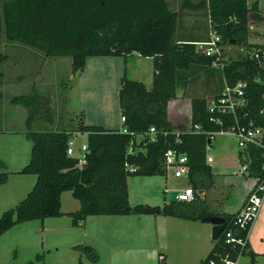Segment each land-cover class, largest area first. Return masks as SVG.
<instances>
[{
    "label": "trees",
    "instance_id": "16d2710c",
    "mask_svg": "<svg viewBox=\"0 0 264 264\" xmlns=\"http://www.w3.org/2000/svg\"><path fill=\"white\" fill-rule=\"evenodd\" d=\"M187 7H191L188 1H182L181 8ZM191 8H204L210 26L220 35V44L237 45L242 49L241 57L224 59L222 51L216 59L197 51L194 43L205 41L207 30L204 38L179 32V12L170 9L165 0L1 2L0 30L5 40L47 56H68L72 78L82 71L87 57L120 56L126 60L133 55L151 59L152 77L149 89L142 82L127 78L125 72L119 79L118 104L120 116L124 117L121 127L126 133L83 123L77 124L73 130H31V117L25 119L23 134L31 142V147L27 162L15 173L34 175L35 180L21 200L1 212L0 234L21 222L62 215L60 194L64 191H69L78 202L76 210L65 213L71 226H78L92 215L143 214L181 219L212 215L203 209L198 211L203 203L198 195L202 189L200 182L203 178L209 181L211 177L210 168L205 163L206 147L214 133L225 131L234 124V117L219 111L209 113L205 94L191 95L190 131L175 132L167 120L166 103L174 97L176 89L183 91L192 75L202 71L219 80L213 97L223 84L232 86L238 81L244 82L245 105L236 110V118L240 123L251 119L264 127V63L249 57L250 51H262L264 45L247 39L249 23H260L264 18L257 1L247 6L245 0H197ZM3 58L0 54V61ZM213 61L217 63L216 67L212 66ZM37 97V92L33 91L29 95L12 97L11 102L20 103L31 111ZM149 127L155 131L153 141L146 134ZM77 133L85 134L81 163L78 157L67 153V143ZM168 148L187 156V182L193 191V199L174 203L163 199L161 205H129L126 178L164 175L162 156ZM247 155L246 176L261 177L262 150L249 145ZM238 159L242 162L240 152ZM129 167L134 169L130 171ZM9 173L0 170V185ZM234 214H218L223 218L224 231L236 232L231 227ZM222 238L223 233L212 241L211 249L198 264H204L225 251L230 257L235 256L238 247L224 244ZM81 249L90 261H96L93 247L84 245ZM247 254L250 256L248 264H253L254 253L247 251ZM158 264H165L162 253H158Z\"/></svg>",
    "mask_w": 264,
    "mask_h": 264
},
{
    "label": "rangeland",
    "instance_id": "374dc122",
    "mask_svg": "<svg viewBox=\"0 0 264 264\" xmlns=\"http://www.w3.org/2000/svg\"><path fill=\"white\" fill-rule=\"evenodd\" d=\"M2 1L0 0V5ZM253 1H257L259 9L264 14V0H247V3ZM172 7L177 8V4L174 3ZM207 23L204 8L179 11L181 26L178 29L181 33L184 31L204 38ZM248 36L264 45V29L262 34L248 30ZM242 53L237 45L223 47L224 59H238ZM0 54L4 57L0 61L1 130L21 132L26 128L25 119L28 117H31L29 125L31 130L74 129L79 123L102 125L108 129L111 126L120 128L117 92L123 72L127 78L142 81L146 88L150 87L151 60L142 57H138V60L130 57L123 60L120 56H90L85 59L86 64L82 71L72 78L68 56H47L17 42H9L5 40L1 30ZM214 83L215 75L210 77L202 71H197L192 75V80L185 89V95L205 94L206 97H210L215 90ZM33 91L38 94L37 99L33 101L35 107L33 110H28L20 103L11 102L12 97L29 95ZM176 94L177 98H180L181 90ZM186 109L182 108L183 114L179 120H176L170 112L168 121L173 131L187 130L189 120ZM209 139L206 152L214 159L211 164L214 172L210 177L211 180L203 178L200 182L205 207L210 212L234 211L242 198L243 188L248 183L238 173L240 162L237 153L240 149L236 145L234 136L229 132H216ZM70 140L73 141V148L76 149L80 144L85 143V134L72 135ZM1 141L0 170L6 171L2 156L7 150L4 151V140ZM26 143L29 156L31 142L27 140ZM31 177L33 185L35 177L33 175ZM11 180L0 185V214L16 204L10 203L9 200L14 187ZM165 186L180 189L190 185L186 177L174 178L169 172L162 176H128V203L129 205L136 203L160 205L163 199L167 201V191L163 193ZM72 201L78 203L69 191H64L63 210L72 206L68 205ZM117 219L127 218L94 215L86 217L78 226H71L70 218L64 215L56 219V223H53L51 228L40 232L35 231L40 223L39 219L15 224L0 234V264H106L107 245L118 246L122 242L121 230L130 227L116 222ZM144 233L149 240H154L152 221L146 222ZM247 240L251 252L254 253L253 264H264V200L249 230ZM84 245L94 248L98 257L96 261H90L81 249ZM167 248L169 264H177L174 263L175 260L185 261L187 255L182 259L180 255H177V259L173 257L174 254L170 255L172 248L169 241ZM247 251L246 249L239 258L238 264H248L250 256Z\"/></svg>",
    "mask_w": 264,
    "mask_h": 264
},
{
    "label": "crops",
    "instance_id": "0c3cea01",
    "mask_svg": "<svg viewBox=\"0 0 264 264\" xmlns=\"http://www.w3.org/2000/svg\"><path fill=\"white\" fill-rule=\"evenodd\" d=\"M169 6L170 9L179 12L180 10H188V11H193L195 8H191L192 5L196 3L197 0H187L189 5L191 7L187 8H181L182 1L184 0H165ZM176 1V2H175ZM246 5L249 6L250 4L247 3ZM176 3L177 8L172 7V5ZM258 7V3H257ZM259 12L261 13L262 16H264L263 12L259 9ZM264 18V17H263ZM264 21V20H263ZM254 23V22H252ZM261 23V22H260ZM256 24V23H255ZM258 24V23H257ZM251 32H256L257 34L259 33L258 29H250ZM187 39H194L195 38H187ZM248 41L251 43H256L260 44L257 40L251 39L248 36ZM224 47V46H223ZM223 49V48H222ZM241 49V48H239ZM242 51V50H241ZM133 59L138 60V56L133 55ZM146 60H151L150 58H146ZM86 63H84L85 66ZM216 67L215 65H212ZM84 68V67H83ZM152 68V64H151ZM151 77H152V71L150 73V86H151ZM138 81V80H137ZM142 82V81H140ZM211 82V81H210ZM146 88V85L144 82H142ZM215 88L219 85V80L217 77H215ZM150 88V87H149ZM187 88V87H186ZM185 88V89H186ZM214 88V87H213ZM148 89V88H146ZM185 89L182 91L181 89H176L175 95L173 98L167 101L166 103V116L167 120L170 118V112L173 113L175 116L174 118L176 120H179V118L182 116V108H187V113H188V120L190 117V103H189V98L191 95H185ZM178 90H181V96L180 98H177L176 92ZM202 95V94H201ZM209 97V96H208ZM205 95V99H207ZM175 120V121H176ZM122 123V122H121ZM189 124V121H188ZM102 126V125H99ZM190 126V125H189ZM188 126V127H189ZM104 127V126H102ZM121 128V126H120ZM118 127L111 126L110 129H120ZM67 129V128H64ZM68 130H73V129H68ZM24 131V130H23ZM23 131H8V130H1L0 129V148H1V140H4V151L5 155L2 156L4 159V167L6 168V171L10 172L7 176L6 181L1 184L4 185L5 183L8 182V180H11L10 178H14L11 180L13 182L14 187L12 188V191L9 196V200L11 201L10 203H17L19 200H21L26 193L29 191V188L32 185V175L31 174H17L15 173L18 171L27 161L28 159V150H27V139L25 138ZM186 131V130H185ZM78 134V133H77ZM77 134H74L76 136ZM24 138V139H23ZM25 140V141H23ZM72 141V140H71ZM85 144V143H84ZM83 144H80V146ZM79 146V147H80ZM73 148V141H72V146H71V156H77L78 155V149ZM239 152V151H238ZM206 155L211 156L209 153L206 152ZM212 157V156H211ZM237 158H238V153H237ZM239 160V159H238ZM214 162V159L212 157V161L210 163H206L211 171V175L213 174V169H212V163ZM166 175V174H164ZM34 176V175H33ZM244 181H248V183L244 186L243 188V195L242 198L237 206V208L234 211H224V210H219V211H208L205 207V199L204 195L198 192L199 197L203 200V203L199 205L200 210H205L207 213H210L214 216H218V214L221 213H235L241 206L246 194L248 193L251 185H252V179L250 177H247L245 174L241 175ZM35 177V176H34ZM211 180V178H210ZM186 181H187V176H186ZM126 187H127V178H126ZM186 187V186H184ZM183 188V187H182ZM181 189V188H180ZM175 190L173 188H167L166 186L164 187V191H171ZM62 194H60V211L63 213L60 216L56 217H47L42 220H40L39 225H37V228L35 231H44L45 229L51 228L53 223H56V219L64 217L65 213L74 211L78 208V203L76 204L75 202L72 201L68 205L69 208H66L63 210V202H62ZM127 196L129 199L128 195V190H127ZM76 200V199H74ZM163 202V200H162ZM167 202V201H166ZM146 204V203H145ZM162 204V203H161ZM160 204V205H161ZM14 205V204H12ZM8 207V206H7ZM72 207V208H70ZM8 209V208H7ZM68 209V210H67ZM217 214V215H215ZM94 216V215H92ZM98 216V215H95ZM101 216H115L117 218H121L125 216L127 219H117L116 222H121L122 224L124 223L128 227L127 229H122L121 230V236H122V242L118 246H110L107 245V259H106V264H158V253H162L164 257L165 264H169L170 258H169V252H168V241L170 243V246L172 250L170 252L171 256L177 257V255H180V258L182 259L184 255L186 257L185 261H177L174 263L177 264H198L200 260H202L206 254L209 252L211 249L213 242L211 241L212 239L210 238V228L211 225L207 223H203L200 221V219H181V218H175L171 216H163V215H143V214H129V215H101ZM208 216V215H205ZM89 217V216H87ZM147 218H152V219H147ZM47 220V221H45ZM31 221V220H29ZM152 221L153 228H154V240H149L147 236L145 237V225L146 222ZM27 222V221H25ZM20 224V223H18ZM50 224V225H49ZM254 224V223H253ZM14 226V225H13ZM253 226V225H252ZM131 228V229H130ZM211 242V243H210ZM247 250L252 251L249 247V243L247 240ZM90 246V245H89ZM179 252V253H178ZM176 258V259H177ZM188 258V259H187ZM98 259V257H97Z\"/></svg>",
    "mask_w": 264,
    "mask_h": 264
},
{
    "label": "built area",
    "instance_id": "2783aa9c",
    "mask_svg": "<svg viewBox=\"0 0 264 264\" xmlns=\"http://www.w3.org/2000/svg\"><path fill=\"white\" fill-rule=\"evenodd\" d=\"M207 38L205 41L195 42V49L206 56H214L216 59H219L221 52L223 51V46L220 44V35L217 34L209 24L207 20ZM248 29H258L259 33L262 34L264 29V21L261 23H249ZM242 50V49H240ZM249 57L254 59L258 63H264V50L257 51L252 50L249 53ZM217 65L215 61L212 62V65ZM264 78V72H263ZM245 86L244 82L238 81L232 86L223 84L220 92L216 97L210 96L206 100V107L209 113L214 111H219L222 113H230L234 117V124L230 126L225 131L220 132H229L232 134L236 140V145L240 149L242 162H240V168L238 173L240 175H247V166L249 163V158L247 155V146L252 145L259 147L262 150V155L264 157V127L257 125L251 119H247L245 122L240 123L236 118V110L241 109L245 105V100L243 98V88ZM264 100V94L262 95ZM245 114H242L244 117ZM212 120V118H210ZM120 121H124V117L120 116ZM196 128V127H194ZM122 133H126V129L121 127L119 129ZM186 131H190V126ZM153 127H149L147 135L150 141H153L154 134ZM219 132V133H220ZM71 146L72 141L67 143V153L71 155ZM207 148V147H206ZM85 152V144L81 145L78 149V155L80 163L83 162ZM212 157L205 155V163H210ZM162 164L164 169V174L167 172L174 178L186 177L188 166H187V156L184 152L178 151L173 148H168L164 151L162 156ZM130 171L134 168L129 167ZM260 171L262 176H253L252 185L246 194L240 208L235 212L232 220L231 227L236 230L233 232L231 229H228L220 232L223 233V242L224 244L229 245L230 247L237 246L238 251L235 256L230 257L229 253L225 251L223 254H216L214 257L208 259L204 264H238L239 258L246 251L247 247V237L249 230L251 229L255 219L257 218L259 209L264 200V161L260 165ZM176 191V200L189 202L193 199V191L190 186L183 187L181 189H175ZM224 228V226H223ZM243 233V235H239ZM219 234V235H220ZM218 235V236H219Z\"/></svg>",
    "mask_w": 264,
    "mask_h": 264
},
{
    "label": "water",
    "instance_id": "95a60500",
    "mask_svg": "<svg viewBox=\"0 0 264 264\" xmlns=\"http://www.w3.org/2000/svg\"><path fill=\"white\" fill-rule=\"evenodd\" d=\"M175 196H176L175 190L167 191V202L168 203L176 202L177 200ZM200 221L211 225L210 238L212 240H215L223 229V218L220 216L208 215L202 217Z\"/></svg>",
    "mask_w": 264,
    "mask_h": 264
}]
</instances>
